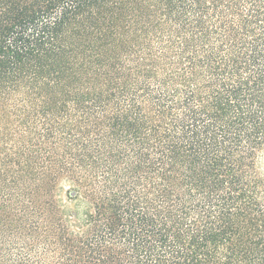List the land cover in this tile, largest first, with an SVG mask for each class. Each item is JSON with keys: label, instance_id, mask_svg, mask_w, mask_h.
<instances>
[{"label": "trees", "instance_id": "obj_1", "mask_svg": "<svg viewBox=\"0 0 264 264\" xmlns=\"http://www.w3.org/2000/svg\"><path fill=\"white\" fill-rule=\"evenodd\" d=\"M263 159L264 0H0V264H264Z\"/></svg>", "mask_w": 264, "mask_h": 264}, {"label": "rangeland", "instance_id": "obj_2", "mask_svg": "<svg viewBox=\"0 0 264 264\" xmlns=\"http://www.w3.org/2000/svg\"><path fill=\"white\" fill-rule=\"evenodd\" d=\"M262 162H263V167H264V159H263ZM63 186H64V188L62 187V188H63V191L69 189L67 184H64ZM63 191H62V194H63ZM62 194H61V195H62Z\"/></svg>", "mask_w": 264, "mask_h": 264}]
</instances>
